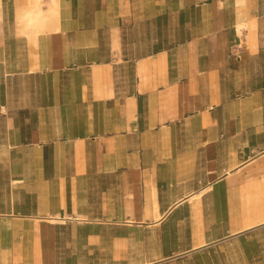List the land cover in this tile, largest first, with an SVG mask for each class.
<instances>
[{
  "label": "crops",
  "instance_id": "obj_1",
  "mask_svg": "<svg viewBox=\"0 0 264 264\" xmlns=\"http://www.w3.org/2000/svg\"><path fill=\"white\" fill-rule=\"evenodd\" d=\"M27 4L0 0V264H263L264 0H58L35 38Z\"/></svg>",
  "mask_w": 264,
  "mask_h": 264
},
{
  "label": "bare ground",
  "instance_id": "obj_2",
  "mask_svg": "<svg viewBox=\"0 0 264 264\" xmlns=\"http://www.w3.org/2000/svg\"><path fill=\"white\" fill-rule=\"evenodd\" d=\"M15 20L19 27L18 33L30 34L33 38L39 33L56 30L58 21V0H28L26 6L16 9ZM201 193L202 192L199 194L201 195ZM152 201L154 218L157 219L159 215L156 211L157 206L154 187H152ZM64 218L69 220L72 217L66 216ZM65 219H61L60 216L55 215L50 217L49 222L62 224Z\"/></svg>",
  "mask_w": 264,
  "mask_h": 264
},
{
  "label": "rangeland",
  "instance_id": "obj_3",
  "mask_svg": "<svg viewBox=\"0 0 264 264\" xmlns=\"http://www.w3.org/2000/svg\"><path fill=\"white\" fill-rule=\"evenodd\" d=\"M18 27V26H17ZM18 32H19V27H18ZM217 257L215 258V257H213L212 259H214V260H212V263L213 264H215V263H219V264H236V259H234V261L232 260H229V259H227L226 261L224 260V262L221 260V258H220V256L218 255V254H215ZM222 256H224V255H222ZM210 259L209 258H201L199 261H197V260H191L189 263H184V264H208V261H209ZM222 261V262H221ZM243 264H251V263H248V262H245V263H243ZM264 264V263H263Z\"/></svg>",
  "mask_w": 264,
  "mask_h": 264
}]
</instances>
